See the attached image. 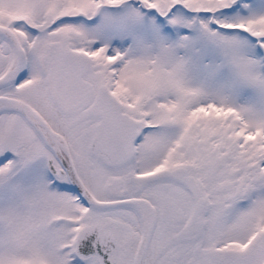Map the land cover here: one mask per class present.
I'll return each mask as SVG.
<instances>
[{
    "label": "snow or ice",
    "instance_id": "1",
    "mask_svg": "<svg viewBox=\"0 0 264 264\" xmlns=\"http://www.w3.org/2000/svg\"><path fill=\"white\" fill-rule=\"evenodd\" d=\"M0 264H264V0H0Z\"/></svg>",
    "mask_w": 264,
    "mask_h": 264
}]
</instances>
